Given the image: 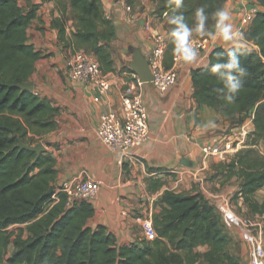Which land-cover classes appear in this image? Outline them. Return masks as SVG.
Segmentation results:
<instances>
[{
	"label": "trees",
	"instance_id": "obj_1",
	"mask_svg": "<svg viewBox=\"0 0 264 264\" xmlns=\"http://www.w3.org/2000/svg\"><path fill=\"white\" fill-rule=\"evenodd\" d=\"M155 2L154 13L163 18L169 11L167 0ZM224 2L184 0L180 11L195 28L196 9L204 7L206 30H210L215 25L212 14ZM39 5L34 0H0V264H195L200 258L209 264H224L230 238L214 205L200 193L165 191L161 196L165 207L153 218L157 236L142 245H117L104 226H88L87 219L94 213L90 202L80 200L66 206L65 194L57 193L55 201L54 191L47 193L56 182L55 159L47 151L36 153L20 145L32 144L30 133L54 130L56 109L34 90L16 86L30 79L39 59L49 56L28 41L27 30ZM62 7V11L69 9L72 31L67 35L65 24L52 20L58 42L73 52L93 54L103 73L112 71L109 43L116 30L101 0H65ZM243 38L241 47L212 48L207 63L191 70V82L196 102L213 108L230 122V128L252 117L243 147L217 167L226 177L238 178L235 196L259 217L264 216V198L258 203L254 194L264 188V155L257 149L264 142V10L253 15ZM172 48L169 39L164 52L169 61L174 56ZM228 50L235 51L247 69L233 103L217 92L223 84L211 72L213 64L227 61ZM164 68L169 65L164 63ZM13 227L16 231L10 230ZM200 246L208 249L195 252Z\"/></svg>",
	"mask_w": 264,
	"mask_h": 264
},
{
	"label": "crops",
	"instance_id": "obj_2",
	"mask_svg": "<svg viewBox=\"0 0 264 264\" xmlns=\"http://www.w3.org/2000/svg\"><path fill=\"white\" fill-rule=\"evenodd\" d=\"M138 1L156 6L155 0ZM34 2L40 4L38 21L34 19L28 28V41L49 56L35 63L29 81L33 82L37 94L56 109L55 129L48 133L52 140L43 147L55 159L57 176L53 186L72 178L101 181L91 202L94 213L87 219L88 226H104L114 236L117 245L137 244L136 241L143 238L142 219H149L153 224V218L165 207L161 202L165 191L200 193L214 205L219 215L225 207L230 210L231 206L240 209L242 204L246 206L238 195L235 196L239 191L238 178L226 177L225 171L217 167L218 163L228 161V156L236 149L243 147L240 132L228 134L227 130L232 129L230 122L213 108L197 103L193 97L191 70L204 66L208 53H203L192 64L182 62L178 67L177 82L159 92L151 82H139L129 63L133 48H138L145 59L149 56L152 42L144 23L150 22L151 18L157 23L153 28L169 33L171 25L166 17L157 21L145 13L147 9L143 14L137 13L136 1L130 5L131 0L126 3L101 0L104 14L113 21L116 34L109 43L113 70L106 73L111 87L95 102L89 86L69 79L64 72V62L70 57L71 49L58 42L57 30L51 26V21H59L57 18L62 15L68 17V7L61 13L55 1ZM125 5L132 9L127 11ZM222 8L229 11L233 30L243 37L251 21L245 22L244 17H253L256 12L263 11L264 0H225ZM69 19L60 21L65 24L67 35L72 31ZM208 31H214V27ZM210 40L214 47L232 46L219 39ZM164 63L169 68L172 66V60L165 55ZM37 66H41L39 72ZM60 70H63L62 77L57 74ZM133 92L140 93L145 104L148 137L129 148L125 155H120L100 141L96 129L101 113L120 111L121 98ZM251 118L241 125H245L248 131L252 129ZM208 121H214L215 126L205 129L203 125ZM207 145H218L222 152L204 155L202 148ZM255 195L254 199L261 203L264 195L260 200ZM253 216L258 220L256 215ZM256 224L259 223L256 221Z\"/></svg>",
	"mask_w": 264,
	"mask_h": 264
},
{
	"label": "built area",
	"instance_id": "obj_3",
	"mask_svg": "<svg viewBox=\"0 0 264 264\" xmlns=\"http://www.w3.org/2000/svg\"><path fill=\"white\" fill-rule=\"evenodd\" d=\"M122 1L126 3V0ZM125 8L127 11L131 10L128 5H125ZM163 17H165V14ZM251 18V15H247L244 17V21L248 22ZM144 27L149 31V39L152 42L149 56L146 59L153 77L151 84L157 91L164 92L177 82L178 67L182 61L173 56L172 66L168 69L164 68L163 57L169 35L161 29L153 28L150 22H145ZM190 39L193 47L198 52L196 59L214 48L210 38L207 36H197ZM244 41L243 38L242 42ZM64 69L69 79L80 81L84 85L89 86L95 102H98L110 90L111 83L107 75L101 71L98 61L91 53L83 50L74 51L65 60ZM237 131L240 132L241 141H244V136L249 132L247 127L245 125L241 126ZM96 134L107 148L118 152L120 155H125L129 148L144 142L148 137L147 110L140 93L133 92L123 96L120 102V111L101 113ZM235 149L236 147L234 149L230 148V151ZM221 152L222 149L218 145H207L202 148L204 155H214ZM100 186L101 181L99 180L72 178L61 182L57 187L53 186L52 191L54 193L52 197L56 201L57 193L65 194L66 206H70L75 201L80 200L91 203L96 197ZM222 212L235 219L234 214L227 207L223 208ZM256 226L257 231L255 234L248 236L251 250L249 264H264V244L262 242L260 223L256 224ZM141 229L144 240L152 241L156 238V231L149 219H142Z\"/></svg>",
	"mask_w": 264,
	"mask_h": 264
},
{
	"label": "clouds",
	"instance_id": "obj_4",
	"mask_svg": "<svg viewBox=\"0 0 264 264\" xmlns=\"http://www.w3.org/2000/svg\"><path fill=\"white\" fill-rule=\"evenodd\" d=\"M184 0H167L169 11L165 13L166 21L173 27L168 35L173 45L172 52L176 59L185 64H192L198 55L197 49L191 43L193 33L200 36L210 37L213 41L219 39L226 44L235 47L243 46L242 35L233 30L230 23V13L226 9H218L212 15L215 19L214 31L206 30L208 14L204 7H199L195 12V28L190 27L185 20L184 14L180 11ZM223 55V53L219 54ZM228 59L226 62H217L211 66V72L222 82L223 87L218 88L217 92L223 94V98L228 103H233L236 95L242 87V78L247 75V69L242 66L240 57L235 51H227ZM214 121H208L203 125L205 129L214 127Z\"/></svg>",
	"mask_w": 264,
	"mask_h": 264
},
{
	"label": "rangeland",
	"instance_id": "obj_5",
	"mask_svg": "<svg viewBox=\"0 0 264 264\" xmlns=\"http://www.w3.org/2000/svg\"><path fill=\"white\" fill-rule=\"evenodd\" d=\"M134 1H136L137 7H138L137 8V13L143 14V10L147 9V10H145V13H147L148 16L151 15V17H154L158 21L159 17L154 13V10H155L156 6H154L152 4V7H150L149 3L148 4L141 3L138 0H131L130 5ZM55 2H56V5H58L59 11H61V13H62V10H63L62 9L63 8L62 5L65 3V0H63V2L56 0ZM61 17L57 18V19L59 21H63L64 18H68L69 19L70 14L68 15V17L67 16H63L64 18H61ZM35 19H37L36 20V22H37L38 21L37 15H36ZM149 19H150V24H151L152 27H153L154 24H157V23H154L151 20V18H149ZM33 23H35V22H33ZM35 25H36V23H35ZM35 29H37V28H35ZM72 53H73V51L71 50L70 54H72ZM40 68H41V66H37L36 70H38V72H39ZM62 72H63V70H60L59 72L57 71V74L62 77L63 76L61 74ZM64 72H65V70H64ZM29 80H31V79H29ZM238 127H240V126H238ZM238 127H233L232 129H228L227 133L228 134H232L235 131L238 132L237 131ZM30 136L33 138L32 141H31L32 142L31 145H35L37 143H41L43 146L47 147L49 142H51V140H52L51 136H49L48 134H31L30 133ZM245 138H246V136H244V141H245ZM257 149L262 155H264V142H260L257 145ZM49 150H51V149L49 148ZM225 155H228V154H225ZM263 195H264V188H262L259 191H257L255 197L260 200L261 196H263ZM242 207H243L242 209L234 208L232 206L230 207V211L233 214H235V216H234L235 219L231 218L230 216H228L226 214L224 215L223 213H220V216H221V219H222L221 222H222L224 231L227 233V235L230 238L229 244H228L227 249H226V255L228 257H225L224 264H231V261H233V263H235V264H249L250 263L251 250H250V246H249L248 236L250 234H255V232L257 231V226L254 225L256 221L258 223H260V225H261L260 227H261V231H262V242L264 244V223H263L264 216H259V217L256 216V217H258V220H257V219H255V216H253L249 212L247 206H244L242 204ZM16 228L17 227H13V228H10V230H15L16 231ZM23 236H26V232L23 233ZM142 241H144L143 238L140 239V240H137L136 243L138 245H142V243H143ZM207 249L208 248L205 247V246H200V247L196 248L194 251L198 252V253H202V252H205ZM12 250H13V247L10 246L9 247V252H11ZM195 264H209V263H207L206 261H204L203 259L200 258V259H198V261Z\"/></svg>",
	"mask_w": 264,
	"mask_h": 264
},
{
	"label": "water",
	"instance_id": "obj_6",
	"mask_svg": "<svg viewBox=\"0 0 264 264\" xmlns=\"http://www.w3.org/2000/svg\"><path fill=\"white\" fill-rule=\"evenodd\" d=\"M131 52H132V60L130 61L129 66L136 73L139 82H151L153 77L145 57L142 55V53L138 48L131 49ZM16 86L28 91L33 90V82L31 81L18 83L16 84ZM20 146L28 150L34 151L36 153L44 151V147L41 143H37L35 145L21 144ZM52 188L53 186L49 188V190L47 191L48 194L52 192Z\"/></svg>",
	"mask_w": 264,
	"mask_h": 264
}]
</instances>
